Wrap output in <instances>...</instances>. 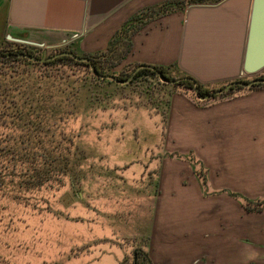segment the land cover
Returning <instances> with one entry per match:
<instances>
[{"label":"rangeland","instance_id":"1","mask_svg":"<svg viewBox=\"0 0 264 264\" xmlns=\"http://www.w3.org/2000/svg\"><path fill=\"white\" fill-rule=\"evenodd\" d=\"M177 2L184 9L191 4L162 3ZM66 37L68 42L59 45L29 49L38 57L103 51L85 48L80 38ZM9 64L0 63V71H10ZM70 64L15 67V81L40 91L43 122L48 103L62 100L56 118L47 121L53 127L47 124L51 130L42 132L40 145L61 148L70 167L60 169L56 160L38 158L43 165L32 173L20 167L1 176L0 264H122L124 258L131 264L137 247L148 254L150 247L162 250L169 257L166 264H219L207 256L197 258L198 253L190 254L186 262L189 246L181 238V216L193 204L217 202L223 221L226 214L264 200V144L253 134L248 141H226L220 150L223 161L215 160L211 140L204 143L199 134L181 131L180 109L186 96L195 103H211L254 87L240 86L225 96L201 100L196 88L168 84L159 76L145 73L125 85L99 78L89 66ZM135 65L106 66V72L133 74ZM42 72L51 74L44 77ZM169 72L174 79L184 77L177 69ZM263 76L264 70L241 79ZM228 83L205 87L216 92ZM234 143L236 153L230 148ZM205 153L211 164L202 161ZM30 162L25 161L29 168ZM197 189L205 190L198 200ZM201 221L202 216L194 213L184 224ZM164 243L172 250L163 248ZM173 253L182 254L184 261L175 262Z\"/></svg>","mask_w":264,"mask_h":264},{"label":"crops","instance_id":"2","mask_svg":"<svg viewBox=\"0 0 264 264\" xmlns=\"http://www.w3.org/2000/svg\"><path fill=\"white\" fill-rule=\"evenodd\" d=\"M164 1L0 0V48L20 40L51 47L68 42L69 36V41L80 38L85 48L104 50L115 32L135 14ZM252 2L191 3L183 11L175 10L154 19L133 33L132 50L121 64H174L173 69L193 76L204 86L241 79L246 75L242 71ZM184 99L186 103L180 109L181 131L199 134L204 143L211 140L216 146L215 160L219 157L223 161L220 150L226 141L244 142L250 136L260 135L264 144V84L211 103H195L187 96ZM235 144L230 147L232 153L237 152ZM203 155L202 161L211 164L210 155ZM200 195L204 197L205 190L197 189V200ZM190 196L193 198L194 194ZM216 205L217 202L193 204L190 210H184L181 238L185 237L183 242L189 247L186 259L173 253L174 261L188 262L190 254L198 253L197 258L207 256L219 264H264V205L261 212L244 207L226 214L223 221L221 208ZM194 213L195 217L202 216V221L185 225L184 221ZM196 246L199 248L195 249ZM165 247L170 249L166 243ZM161 252L150 247L155 264H166L169 258Z\"/></svg>","mask_w":264,"mask_h":264},{"label":"trees","instance_id":"3","mask_svg":"<svg viewBox=\"0 0 264 264\" xmlns=\"http://www.w3.org/2000/svg\"><path fill=\"white\" fill-rule=\"evenodd\" d=\"M213 1L214 0H190V3H203ZM216 1L218 0H215V2ZM183 7L184 5L182 4V2H177L173 5H167V3H159L143 8L140 12L132 17L131 22L126 27H123L115 32L113 37L110 39L107 48L93 55H88L100 75L95 74L92 69L91 71L96 76L103 79H108L107 76L110 75L115 76L119 80L128 79L132 74H109L108 72H106V66L112 69L123 62V60L132 50L131 37L135 31L146 25L148 22L169 14L175 10H179ZM0 51L3 52L6 56H0V63L3 65L8 63H10L9 65H13L10 71L7 70V68L0 71V178L4 173L8 175L14 174V172L18 171V168L20 167L26 169V173H32V171L38 169L41 165H43L42 160H45V158L52 161L56 160L54 162L57 165L61 166L60 169L68 170L70 167V162H68V160L64 158L63 155L65 154L62 155L61 148L57 146L42 147L40 145V139H42V137L40 138V136L42 135V132L49 130L47 128V124L50 128L53 127L52 124H50V122L47 123V121L51 120L52 118H56L57 114L60 112V108H62V105L60 104L62 100L59 99L57 101H53L52 99L48 103V106L45 108L48 109V111L45 110L46 116H44L46 118V121L43 122L40 118L41 112L44 113V109L43 111L42 109L40 110L42 105L41 103H43L41 101L40 91H34L32 87L30 89L28 84L20 85L17 81H15L14 77L16 76H14L13 73H16L15 67H17V65L19 64L56 66L57 64L61 63L62 65H71L70 63L72 62L75 64L89 66L91 68L90 63L78 61L68 55H62L46 62H35L28 58L14 56V54L23 52L18 48L4 47L0 48ZM25 52L34 55L31 50H25ZM105 62H107L108 64H104ZM135 67H137V65H135ZM155 67L157 70L163 72L166 77L174 79V77H172L169 72L174 68V64H171L169 66ZM145 73L158 76L156 70H153L150 67H141L137 70L130 82H133ZM180 73L183 74L184 78H190L182 79L180 82L176 83V85H183L187 88H196V78H193V76L182 72ZM50 74V72H42V74L40 75L48 77L47 75ZM261 85H263V83L254 84L252 87H258ZM199 86L201 95L212 94L213 97L220 95L215 94L216 92L214 90L205 87L203 84H199ZM237 87L241 88L240 86H234L230 90V92L234 91V88ZM54 97L55 96H53V98ZM53 133L54 132H52V134ZM38 158L43 159L38 162ZM26 160L31 161V168L27 167V165L25 164ZM24 165L26 166L25 168ZM66 173L68 174L69 172L61 170V174L64 175ZM263 205L264 200L255 203V206L246 205L245 208L248 211L261 212L263 209ZM250 264L258 263L252 262Z\"/></svg>","mask_w":264,"mask_h":264},{"label":"water","instance_id":"4","mask_svg":"<svg viewBox=\"0 0 264 264\" xmlns=\"http://www.w3.org/2000/svg\"><path fill=\"white\" fill-rule=\"evenodd\" d=\"M171 4V3H169ZM131 20L126 22L124 24V27H126ZM19 43L23 44H31L26 40H20ZM42 45V44H40ZM62 55H68L73 57L74 59L78 61L88 62L91 65V69L93 72L97 75H100L97 71L95 65L92 63V60L88 56H79L75 54L74 52L70 51H63L59 52L53 56H47L46 54L43 57H38L35 55H32L27 52H22L19 54H14V56L28 58L35 62H46L49 60H52L56 57H60ZM0 56L6 57L3 52L0 51ZM141 67H150L153 70H156L160 80L162 82L168 83V84H176L180 82L182 79L187 78H177V79H170L166 77L163 72L156 69L155 66L152 65H140L138 66L133 74L126 80H119L115 76H107L108 79L114 80L118 83L127 84L129 83L137 70ZM264 70V0H253L252 2V8H251V15H250V22H249V29H248V35L246 40V46H245V53H244V60H243V74L246 75H255L261 71ZM257 83H264V77L254 78L252 80L246 81L242 79H237L232 82H229L224 87L219 88L215 94H223L225 92L230 91L234 86H243V87H252L254 84ZM196 85V92L200 96L201 99H207L213 97L212 94L209 95H201L200 93V86L197 82H195Z\"/></svg>","mask_w":264,"mask_h":264},{"label":"flooded vegetation","instance_id":"5","mask_svg":"<svg viewBox=\"0 0 264 264\" xmlns=\"http://www.w3.org/2000/svg\"><path fill=\"white\" fill-rule=\"evenodd\" d=\"M17 45H19L17 46V48H22L23 50L25 49L29 51H30L29 48H33V47L42 48L46 46V45H34V44H22V43H17ZM7 48H16V47L7 46ZM132 257L133 258H132L131 264H155L151 255L148 254L144 249L140 247L135 248V250L133 251ZM126 263H127V258H124V260L122 261V264H126Z\"/></svg>","mask_w":264,"mask_h":264}]
</instances>
